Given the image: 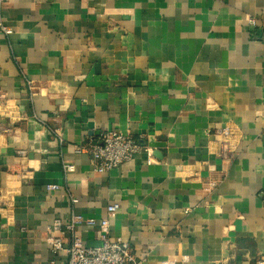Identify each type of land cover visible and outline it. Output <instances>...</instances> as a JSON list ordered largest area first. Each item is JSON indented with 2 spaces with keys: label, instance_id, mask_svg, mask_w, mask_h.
Returning a JSON list of instances; mask_svg holds the SVG:
<instances>
[{
  "label": "crops",
  "instance_id": "0c3cea01",
  "mask_svg": "<svg viewBox=\"0 0 264 264\" xmlns=\"http://www.w3.org/2000/svg\"><path fill=\"white\" fill-rule=\"evenodd\" d=\"M0 19V264H59L50 226L73 214L139 264L264 259V0H11ZM111 130L151 162L95 172Z\"/></svg>",
  "mask_w": 264,
  "mask_h": 264
},
{
  "label": "built area",
  "instance_id": "2783aa9c",
  "mask_svg": "<svg viewBox=\"0 0 264 264\" xmlns=\"http://www.w3.org/2000/svg\"><path fill=\"white\" fill-rule=\"evenodd\" d=\"M11 0H0V12ZM0 30L5 35H10L0 19ZM30 95H34L31 82H27ZM90 156L94 171L105 173L121 165L131 162L135 155L144 153L147 163L151 162L152 153L148 147H142L130 135L117 131H106L101 134L100 140L90 147ZM79 153V151H78ZM24 156L23 152L19 153ZM64 173L72 172L73 166L69 163L63 165ZM46 191H56L58 185H46ZM119 210L116 203L109 204L106 208L108 216L114 215ZM80 228H88L97 234L95 243L99 245L87 246L80 234ZM108 219L95 220L73 214L65 224L54 220L50 226L51 248L55 258L60 259L59 264H139L130 253L126 245L114 242L108 234ZM63 232L69 237L65 239ZM264 259L258 261L263 264Z\"/></svg>",
  "mask_w": 264,
  "mask_h": 264
},
{
  "label": "water",
  "instance_id": "95a60500",
  "mask_svg": "<svg viewBox=\"0 0 264 264\" xmlns=\"http://www.w3.org/2000/svg\"><path fill=\"white\" fill-rule=\"evenodd\" d=\"M91 245H94L95 246V245H99V244H97L95 242L94 243H87V246H91Z\"/></svg>",
  "mask_w": 264,
  "mask_h": 264
}]
</instances>
